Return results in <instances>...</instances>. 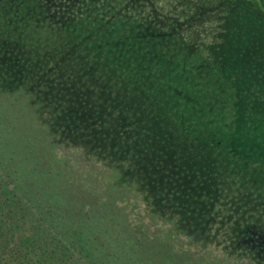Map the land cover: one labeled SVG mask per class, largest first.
<instances>
[{"label":"rangeland","instance_id":"rangeland-1","mask_svg":"<svg viewBox=\"0 0 264 264\" xmlns=\"http://www.w3.org/2000/svg\"><path fill=\"white\" fill-rule=\"evenodd\" d=\"M112 1L43 0L38 3L31 0L30 11L22 10L17 17L9 15L7 18L9 24L18 25L20 33L31 40L18 39L14 46L21 41L24 44L18 50L15 47L12 62L24 66L35 56L39 45L54 43L57 48L70 42L66 55L59 58L64 59L59 66L62 78H51L47 67L39 69L35 78L36 88L49 105L55 106V113L61 108L68 110L63 118L65 130L80 120L92 124L94 119L106 127L116 123L117 130L110 137L111 142L121 139L118 138L120 135L126 136L131 148L146 150L143 149L144 142L139 140V133L156 139L158 145L154 153L145 163H140L145 166L144 172L148 173L156 191L169 196L173 208L199 210L190 215L189 225L181 219L182 213L172 210L174 215L170 220L177 225H171V221L149 218L146 210L148 195L120 188L116 198L125 200L122 210L134 230H144L154 237L158 234L160 242L167 240L168 235H174L167 244H162L175 250L174 253L163 256L159 251L152 252L146 262L145 251L140 248L142 253L144 251L139 254L143 263L168 264L180 257L183 263L189 262L187 264H264V165L259 157L264 132H256L260 137L257 142L248 141L245 135L248 134L247 125L264 119V13L260 10L264 9V0H152L157 14L146 9L149 4H143L142 0ZM155 19L163 24H177L171 29L167 43L176 41L174 31L182 27L184 39L185 35L187 38L193 36L184 27L189 21L193 22L198 28L193 36V48L179 44L175 53L190 59L201 58L205 64L217 59L225 65L223 72H216L206 79L198 75L194 85L199 86H183L189 93L185 100L181 99L180 93L162 96L160 102L164 107L160 108L159 102L149 95L150 98L144 99L146 86H136L134 69L129 67L140 59V52L132 55L125 52L118 56L108 50L112 42L123 35L128 42H133L130 28L138 26L147 30ZM225 37L230 39L229 42H225ZM223 53L233 57L232 64L224 62ZM203 68L200 66L194 71L200 72ZM236 74L237 82L251 81L249 86H230L237 90L238 100L223 92L226 86H214L218 80ZM66 100L72 106L71 111ZM190 101L196 104L191 109L188 107ZM127 104L133 107L126 108ZM171 119L183 120L191 129L183 132L173 122L171 130ZM88 127L82 125L60 149L43 139L42 148L47 159L42 163L41 171H28L30 175L24 174L12 187V193L21 197L19 206H31L33 211L43 213L52 184L63 185L70 178L84 191L92 186L99 192L111 186L107 181L108 171L103 167L105 161L115 159L106 157L104 148L87 147L91 144ZM162 129L171 134V140H158L157 134ZM211 137L227 140L222 147L211 146L207 142ZM67 142L73 145L69 146ZM234 142L232 151L230 146ZM123 151L118 155L119 160H126L129 155L128 151L126 154ZM163 154L170 160L169 166L161 160ZM129 158V171L139 173L133 154ZM1 203H4L2 198ZM12 209L16 214L12 211L10 222L17 225L16 235L28 237L27 247L32 250L43 248L49 254L46 264H131L132 247L142 246L144 242L136 237L132 243H126V248L113 245L110 250L98 243H93L92 247L87 244L89 248L85 250L76 244L73 245L75 250L82 252L71 257L69 254H73V250H67V241L55 238L57 235L45 237L46 242L41 241L38 233L42 232V227L30 226L36 222V213H30V218H20L14 203ZM193 225L195 228H191ZM95 236L102 238L101 233H95Z\"/></svg>","mask_w":264,"mask_h":264},{"label":"trees","instance_id":"trees-1","mask_svg":"<svg viewBox=\"0 0 264 264\" xmlns=\"http://www.w3.org/2000/svg\"><path fill=\"white\" fill-rule=\"evenodd\" d=\"M32 1L41 3L43 0ZM115 1L118 3L121 0ZM142 1L145 5L149 4V8L146 9H150L152 14H157L154 1ZM30 2L31 0H0V193L2 194L4 192L3 195H0V199L2 198L4 200V203L0 204V264L49 263V254L43 248L36 247L37 249L32 250L27 247L28 237L16 235L17 225H14L12 221L10 222V216L13 213L16 214V211L12 209L13 203L20 211V218H30V213H36L34 214V221L36 222L31 223L30 226L42 227L43 233H38L42 242L48 241L45 237H52V235H57L55 238L59 237L67 241V250H73V254H69L71 257L73 255H79L82 252L75 250L73 245L76 244H80L82 249L85 250L87 244L89 247H92L93 243H98L101 247H107L110 250L113 245L126 248V243H132L136 237H139L138 240L142 239L144 242L142 246L135 245L136 248L132 247L133 253H131L132 256L130 259L133 262H130L131 264H145L139 257V254H144V251L146 254V262L149 260L148 255L152 252L156 253V251H159L163 256H166L169 252L171 254L174 253L175 250L171 248L167 249L165 248L168 247L167 245H162L163 243L167 244L168 240L174 237L173 234L168 235L167 240L160 242L158 234H155L154 237L150 236L144 230H134L129 225V220L126 218L127 214L125 215L122 210L123 206H125V200L122 201L116 198L120 188L123 190L128 188L141 195H148L146 203L149 206L146 207V210L149 218L157 217V219L159 218L164 221H171L170 219H173L172 215H174L172 214V210L176 209L175 211L178 210L180 214L182 213L180 216L181 219L187 221V225H189L188 220L190 215L195 212L196 214L198 213V208H192L191 211L187 208H173L170 204L169 196L161 194L160 191H156L153 183L149 180L148 173L144 172L145 166L143 165L144 167H142L140 165V163H145L148 160L147 158L151 157L154 153V148L158 145L155 143L156 139L139 133V140L144 142L143 149L146 150H140L141 147L131 148L130 139L126 136L120 135L118 138L121 139H113L111 142L110 137H113V134L117 130L116 123H109L106 127L103 123L94 119L92 124L91 121L85 122V120L79 119L80 121L71 124L72 127L66 128L65 130V121L63 118L66 116L64 112L68 110L61 108L55 113V106L53 108L52 103L49 105L36 88L37 83L35 78L38 70L44 69V67L49 68V73L52 74L51 78L56 80L57 78L59 80L62 78L59 66L64 59L61 60L59 58L60 56L63 57V55H66L69 49L68 46L71 44L70 42L67 45H65L66 43L62 44L57 48H54L56 47V45H53L54 43L42 47L39 45L38 49H36L37 51L34 53L35 56L29 58L27 64L24 66H17L12 62V60L14 61L15 47L18 50L24 43L21 41L17 44L18 46H14V44L16 45L20 37L23 40L24 38L27 40L30 39L26 34L20 33L18 25L12 22L9 24L7 18L9 15L11 17H17V14L22 10L26 12L30 11L28 8L32 6ZM96 2L93 1V3ZM260 10L264 13V9L260 8ZM168 12L171 13L172 11L169 10ZM167 18H169V14ZM176 26L177 24L174 26L168 22L163 24L161 21L155 19L154 24L151 22L147 30L144 27L139 28L138 26L130 28L133 34V42H128V39L123 35L118 37L116 41H113L111 48H108L114 55L118 56L124 55L125 52L131 53V55L136 51L140 52V59L134 61L129 67L134 69L136 86L141 88L146 86V91L143 93L144 99L150 97L151 99H155L159 102V108L160 106L164 107L160 102L162 96L180 93L181 99L185 100L189 97V93L186 92L187 90L183 86H199L198 84L194 85L195 78L198 75L206 79V77H210L216 72H223L225 67L217 59L205 64L201 58L190 59L177 55L175 51L179 50V44L193 48V36H195V30L198 28H195L196 24L189 21L184 27L190 30L193 36L187 38L185 35L186 39H184L183 32H181L183 27L181 26L182 28L174 31L177 34L176 41L167 43L166 39L170 32H172L171 29ZM140 30H142L141 33ZM228 40L230 39L225 37L226 43L229 42ZM108 43L111 44V41ZM117 46H119V49H117ZM223 56L225 57L223 60L226 64L233 63V57L226 53H223ZM17 63H20V61H17ZM47 63L50 64L47 65ZM200 66L204 67L200 72L194 71L195 68ZM237 74L234 77L227 76L222 81L218 80L214 85L226 86L223 88V92L235 100H238V92L230 86H249L251 83L249 79L237 82ZM40 75L43 74L40 73ZM60 82L57 83L60 84ZM66 103H68V100H66ZM193 105H196L193 101L188 103L190 109L194 107ZM169 106L173 107V104H169ZM69 107L71 111L72 106L68 103V109ZM125 107L129 108L133 107V105L127 104ZM55 114L57 117H55ZM262 114L264 115V113ZM41 116H44V118ZM171 120L172 122L169 123V129L171 130L173 128V122L176 128L183 132L191 129V126L183 120L177 122L175 119ZM82 125L84 128L89 126V140L91 144L87 147L104 148L105 150L103 152L106 153L105 156H110L112 159H115V161L113 160L114 162L107 160L108 158L106 159L107 161L104 160L106 165L103 168L108 171L107 181L111 186L104 188L102 191L99 190V192L95 191L92 186L87 191H84L81 185L75 186V182L70 178L63 185L52 184V190L50 193L48 192L49 195L46 197L45 206L47 207L43 208V213L40 214L39 212L33 211L30 209L31 206H19L21 197L17 193H12V187L16 186L14 182L18 179L21 181L24 174L30 175L28 171H41L42 163H45L47 159V153H44V149L42 148L44 146V140L51 143L54 148L60 149L61 144H64L65 140H71L75 135L74 132L80 130ZM246 128L248 130V134H245L247 140H256L257 142L260 137L257 136L256 132H264V119L262 120L260 118L255 120L252 125H247ZM97 135L103 137L105 140L100 139ZM157 138L159 141L164 142L163 140H171L172 136L162 129L157 134ZM226 140L227 138L225 137L218 139L211 137L207 142L211 146L218 145L222 147ZM67 143L69 146L73 145L70 142ZM234 146L235 142L230 148L232 149ZM122 151L125 154L127 151L129 153L126 160H119L118 155ZM49 153L52 155L48 151ZM132 154L134 161L138 164L137 169L139 173L134 172L135 174H132L127 167L129 157ZM237 154L239 156L242 155L241 152ZM259 157L260 163L264 165V145L260 148ZM161 160L166 162L168 166L171 164L165 154L162 155ZM63 172H59L60 176H64V174L67 176L66 172L69 173V170L65 171L64 174ZM52 181H54V178H52ZM257 203L259 204L260 202L257 201ZM172 223L177 225L174 220L170 224L172 225ZM58 228L60 230H57ZM191 228H195V226L193 225ZM95 233H101L102 238L98 239ZM190 235L192 234H188V236ZM95 240L98 241L96 242ZM140 248L144 249L143 253ZM66 252L63 253L65 254ZM175 260L177 262L172 261V263L168 262V264L189 263H183L180 257Z\"/></svg>","mask_w":264,"mask_h":264}]
</instances>
